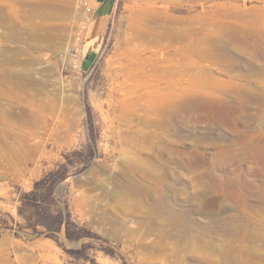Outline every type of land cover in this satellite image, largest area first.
Here are the masks:
<instances>
[{
  "label": "rangeland",
  "instance_id": "374dc122",
  "mask_svg": "<svg viewBox=\"0 0 264 264\" xmlns=\"http://www.w3.org/2000/svg\"><path fill=\"white\" fill-rule=\"evenodd\" d=\"M83 1L0 0V264H264V0Z\"/></svg>",
  "mask_w": 264,
  "mask_h": 264
},
{
  "label": "crops",
  "instance_id": "0c3cea01",
  "mask_svg": "<svg viewBox=\"0 0 264 264\" xmlns=\"http://www.w3.org/2000/svg\"><path fill=\"white\" fill-rule=\"evenodd\" d=\"M91 6L89 13H85L88 24L93 25L92 35L90 36L91 45L85 52V58L93 60V54L96 52L98 39L103 35L107 23L113 12L115 11L117 0H87ZM92 55V56H91ZM91 56V57H90Z\"/></svg>",
  "mask_w": 264,
  "mask_h": 264
},
{
  "label": "built area",
  "instance_id": "2783aa9c",
  "mask_svg": "<svg viewBox=\"0 0 264 264\" xmlns=\"http://www.w3.org/2000/svg\"><path fill=\"white\" fill-rule=\"evenodd\" d=\"M82 5H83V7H84V9H85L84 11H85L86 13H89L90 10L92 9L91 6L89 5V3H88L87 0H84V1L82 2Z\"/></svg>",
  "mask_w": 264,
  "mask_h": 264
},
{
  "label": "trees",
  "instance_id": "16d2710c",
  "mask_svg": "<svg viewBox=\"0 0 264 264\" xmlns=\"http://www.w3.org/2000/svg\"><path fill=\"white\" fill-rule=\"evenodd\" d=\"M54 231H57V232L60 231V226L58 224H56V226L54 227Z\"/></svg>",
  "mask_w": 264,
  "mask_h": 264
},
{
  "label": "bare ground",
  "instance_id": "6f19581e",
  "mask_svg": "<svg viewBox=\"0 0 264 264\" xmlns=\"http://www.w3.org/2000/svg\"><path fill=\"white\" fill-rule=\"evenodd\" d=\"M45 15V14H44Z\"/></svg>",
  "mask_w": 264,
  "mask_h": 264
}]
</instances>
